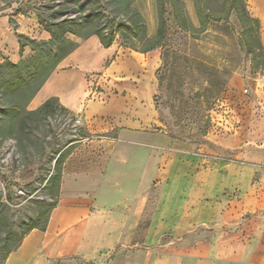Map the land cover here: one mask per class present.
I'll use <instances>...</instances> for the list:
<instances>
[{
    "label": "crops",
    "instance_id": "0c3cea01",
    "mask_svg": "<svg viewBox=\"0 0 264 264\" xmlns=\"http://www.w3.org/2000/svg\"><path fill=\"white\" fill-rule=\"evenodd\" d=\"M78 42L28 108L56 96L91 135L71 144L47 227L29 231L5 264H264V74L259 113L252 102L239 110L246 136L234 138L235 153L190 152L146 129L155 52L123 54L95 34ZM18 48L10 60H20ZM95 81L107 91L97 94Z\"/></svg>",
    "mask_w": 264,
    "mask_h": 264
},
{
    "label": "rangeland",
    "instance_id": "374dc122",
    "mask_svg": "<svg viewBox=\"0 0 264 264\" xmlns=\"http://www.w3.org/2000/svg\"><path fill=\"white\" fill-rule=\"evenodd\" d=\"M111 1L0 0V20H6L5 25L0 26L1 33L6 29V35H0L2 62L10 60L7 54H19L21 34L26 36L23 38L26 45L20 60L30 57L33 54L30 39H49L51 33L47 25L74 18L78 14L76 8L83 10L84 15L105 12L103 26H110L113 21ZM247 1L251 13L261 19L264 44V0ZM184 2L198 27L194 1ZM132 4L144 15L149 34H155L158 28L155 0H134ZM63 6L67 7L61 10ZM169 25L164 43L148 52L131 48L120 34L115 39L123 54L139 52L147 56L155 52L159 57L153 96L154 119L146 129L169 135L177 147L190 152L215 154L216 150L217 155H231L240 146V140L234 138L243 140L246 136V129L240 128L238 121L240 108L252 102L254 111L259 113L260 95L255 85L264 70L252 68L250 57L239 44V26L234 16L229 21H212L206 30L195 34L176 26L172 17H169ZM87 31L83 28L80 35L69 36L79 41ZM94 78H90V82ZM236 83L240 84L238 91L230 90L229 85ZM92 88L97 94L107 91L97 81ZM4 94L0 88V264H5L6 251L28 228L26 222L32 218L37 219L38 224L45 221L49 205L55 199L48 180L54 175L58 156L61 153L66 156L73 142L91 135H86L81 116L68 109H59L46 118L27 116L25 110L30 109L26 95L19 89L9 91V96ZM154 152L160 150L154 149ZM19 187L24 189L25 195L17 194ZM159 195V190L154 189L152 206H156Z\"/></svg>",
    "mask_w": 264,
    "mask_h": 264
},
{
    "label": "trees",
    "instance_id": "16d2710c",
    "mask_svg": "<svg viewBox=\"0 0 264 264\" xmlns=\"http://www.w3.org/2000/svg\"><path fill=\"white\" fill-rule=\"evenodd\" d=\"M133 1L113 0L110 2L113 5L110 12L113 21L110 26H103L102 17L106 15L105 12H91L84 15L83 10L77 8L75 10L78 14L74 18L48 24L47 29L51 37L47 40L30 39L33 50L30 57L22 58L18 62L6 59L0 63V88L4 90V95L9 96L7 94L9 91L19 89L30 102L55 71L60 61L79 45V42L74 41L69 35H80V30L83 28L88 30L83 39L95 34L99 36L101 43L108 47L115 41L116 35L120 34L122 38L127 39L131 48L148 52L162 45L167 39L170 30L169 17L173 18L176 26L195 34L206 30L212 21H229L234 16L239 26V44L245 54L250 57L252 68L264 70L261 19L251 13L247 0H193L200 23L198 27L188 14L184 0H155L158 28L153 35L149 34L146 19L140 9L132 4ZM66 7H60V9L63 10ZM115 23H118L116 27ZM19 36L22 38L20 39V54H22L26 45L23 38L26 36L23 34ZM59 109L67 110L58 97L52 96L38 108L25 110V114L46 118L57 113ZM65 157L63 153L58 156L54 175L48 180V185L55 192V199L49 205L50 209L45 221L38 224L37 219L32 218L26 222L28 228L21 233L17 243L6 251L5 261L9 253L20 245L29 231L34 228L45 229L47 227L51 211L59 200Z\"/></svg>",
    "mask_w": 264,
    "mask_h": 264
},
{
    "label": "built area",
    "instance_id": "2783aa9c",
    "mask_svg": "<svg viewBox=\"0 0 264 264\" xmlns=\"http://www.w3.org/2000/svg\"><path fill=\"white\" fill-rule=\"evenodd\" d=\"M247 91V90H246ZM17 194L18 195H25V191H24V189L23 188H21V187H19V188H17ZM88 264H91V263H88Z\"/></svg>",
    "mask_w": 264,
    "mask_h": 264
}]
</instances>
